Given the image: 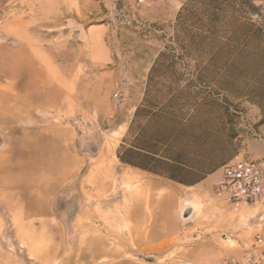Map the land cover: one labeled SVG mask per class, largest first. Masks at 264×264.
<instances>
[{
    "label": "crops",
    "instance_id": "0c3cea01",
    "mask_svg": "<svg viewBox=\"0 0 264 264\" xmlns=\"http://www.w3.org/2000/svg\"><path fill=\"white\" fill-rule=\"evenodd\" d=\"M251 3L253 14L261 17L264 1ZM95 5V0L2 2L0 264H69L62 253L65 246L103 228L114 244L115 260L126 264H218L223 258L244 261L256 254L260 249L255 238L264 236V200L234 207L220 195L207 193L206 181L222 162L199 165L191 143L183 139L192 126L185 123L182 128L178 112L177 125L173 120L166 128L160 110L161 100L173 99L181 89L185 96L200 99L197 76H192L194 80L156 77L152 83L148 77L142 82L140 99L125 94L124 104L130 108L124 123L114 127L123 138L125 161L118 156L119 143H104L96 155L56 161L64 169L58 186L73 188L66 212L75 214L67 233L58 236L54 231L64 228L53 213L54 125L68 134L66 141L63 135L55 138L67 147L78 134L87 139L97 119L103 123L115 119V125L118 110L111 108L100 115L95 90L69 96L67 109L56 114L47 107L38 109L33 74L39 68L63 67L58 49L70 55L66 61L76 70L114 62L115 51L108 41L110 24L90 23L99 13ZM22 70H27V77L22 78ZM6 71L13 76L6 77ZM79 78L76 72L68 83L77 85ZM97 80L91 78L92 83ZM169 85L178 88L169 92ZM171 116L174 119L175 114ZM261 129L264 134V125ZM166 130L172 136L167 146L161 142ZM263 144L255 145L251 160L264 162ZM166 163L168 172L162 169ZM38 165L43 166L39 173ZM202 209L208 220L192 222Z\"/></svg>",
    "mask_w": 264,
    "mask_h": 264
},
{
    "label": "rangeland",
    "instance_id": "374dc122",
    "mask_svg": "<svg viewBox=\"0 0 264 264\" xmlns=\"http://www.w3.org/2000/svg\"><path fill=\"white\" fill-rule=\"evenodd\" d=\"M252 1L258 0H152L141 5L136 0H95L99 13L90 23L110 24L108 41L115 51L114 62L76 70L66 61L71 59L70 55L58 49L55 52L63 67L39 68L34 72L36 88L33 92L38 109L47 107L56 114L67 109L65 102L69 96L95 90L100 115L111 108L118 110L115 125V119L105 123L102 119L96 120L86 137L93 143L91 146L84 147V135L78 134L66 147L55 138L63 135L66 141L68 134L54 125L53 213L64 225V228H54L58 236L67 233L66 228L75 212H66L73 188L58 186L64 169L56 161L85 153L96 155L104 143L123 145V138L114 127L124 123L125 113L130 108L124 104L125 94L140 99L142 82L148 77L150 83L160 75L175 80L200 77L198 98H206L205 102H191L193 98L183 94L176 98L179 103L187 100L193 105L191 133L182 138L191 143V151L197 154L199 165L246 158L258 165L264 176V162L251 160L255 145L263 144L264 140L261 133L264 125V5L262 16L258 17L253 14L254 6L249 7ZM165 62H175L174 71L164 70ZM26 71L22 70V78L27 77ZM76 72L80 82L70 85L68 80ZM5 74L13 76L8 71ZM93 77L98 78L95 83L91 81ZM174 111L184 112V109L175 107ZM110 127L112 130L107 131ZM40 167L43 166H37L38 173ZM223 172L222 165L203 188L213 197ZM41 183L38 178V189ZM221 197L225 199L226 194ZM206 220L202 209L192 222ZM121 221L125 222L126 218ZM65 247L62 253L70 259L69 264H126L115 260L114 244L105 228ZM134 263L141 264L140 261Z\"/></svg>",
    "mask_w": 264,
    "mask_h": 264
},
{
    "label": "built area",
    "instance_id": "2783aa9c",
    "mask_svg": "<svg viewBox=\"0 0 264 264\" xmlns=\"http://www.w3.org/2000/svg\"><path fill=\"white\" fill-rule=\"evenodd\" d=\"M144 4L152 0H136ZM3 0H0V16ZM223 179L215 188L217 195L226 194V200L238 207L244 203H257L264 200V176L262 170L248 159H231L223 165ZM255 246L260 249L244 261L223 258L218 264H264V236L255 238Z\"/></svg>",
    "mask_w": 264,
    "mask_h": 264
},
{
    "label": "trees",
    "instance_id": "16d2710c",
    "mask_svg": "<svg viewBox=\"0 0 264 264\" xmlns=\"http://www.w3.org/2000/svg\"><path fill=\"white\" fill-rule=\"evenodd\" d=\"M255 31H257V30H255ZM258 31H260L259 29H258ZM159 60H157L156 61V64H157V62H158ZM156 64H155V66H154V68L156 67ZM173 65H175V62H169V63H166L165 62V64H164V66H163V68H164V70H165V68L166 69H172V71H174L173 70ZM152 73H153V71H152ZM152 74H150V76H151ZM160 77H162L161 75H160ZM169 78H171V77H169ZM199 78L200 77H198L197 76V82H198V84H200V80H199ZM197 87V86H196ZM168 88L170 89L169 90V92L171 91H173V89H177L178 88V86H173V85H169L168 86ZM177 91V90H176ZM179 94H183L184 95V91L181 89L180 91H177ZM197 92H198V90H197ZM178 94V95H179ZM199 94V93H198ZM198 94H197V96H198ZM178 95L176 94L175 96H174V98L173 99H168V100H161V102H163V105H162V107L160 108V110H161V112L164 114V120H165V125H166V128H168V126H172V124H173V120H174V126H176L177 125V114L178 113H176L175 111H174V109L172 108L173 106L174 107H176L177 105H181V107L182 108H184L185 106L187 107V109H184V112H180V124H181V126H182V128H183V126L185 125V123L187 124L186 126H188V125H191L192 126V121H191V119H192V112H191V110H192V107H193V105L191 104V102H205L206 101V98H204V97H200V99H192L191 100V102L189 103V102H187V100H184L182 103H179L178 102V100H176V98L178 97ZM192 97V96H191ZM187 98H189L188 96H187ZM195 103H193V104H195ZM181 108V109H182ZM175 114V117H174V119H173V117L171 116V114ZM191 121V123L189 124V122ZM172 136H171V133L168 131V130H166L165 131V133H164V135H163V139L161 140V142L164 144V145H170V144H172V138H171ZM118 156H119V158L122 160V161H125V159H124V144L122 145H120V148H119V151H118ZM226 162H228V161H226ZM226 162H223L220 166H222V165H224ZM219 166V167H220ZM162 169L165 171V172H168L169 170H170V166H168V164L166 163V164H164V166H162Z\"/></svg>",
    "mask_w": 264,
    "mask_h": 264
},
{
    "label": "water",
    "instance_id": "95a60500",
    "mask_svg": "<svg viewBox=\"0 0 264 264\" xmlns=\"http://www.w3.org/2000/svg\"><path fill=\"white\" fill-rule=\"evenodd\" d=\"M93 143L92 142H90V140H88V139H85L84 141H83V146L85 147V146H91ZM188 215V211L185 213V216H187Z\"/></svg>",
    "mask_w": 264,
    "mask_h": 264
}]
</instances>
